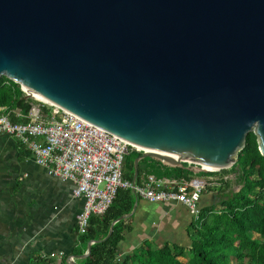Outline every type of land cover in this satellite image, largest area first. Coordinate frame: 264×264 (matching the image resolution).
<instances>
[{
  "label": "water",
  "instance_id": "95a60500",
  "mask_svg": "<svg viewBox=\"0 0 264 264\" xmlns=\"http://www.w3.org/2000/svg\"><path fill=\"white\" fill-rule=\"evenodd\" d=\"M2 77L140 149L134 178L229 169L251 132L264 157V0H0Z\"/></svg>",
  "mask_w": 264,
  "mask_h": 264
},
{
  "label": "crops",
  "instance_id": "0c3cea01",
  "mask_svg": "<svg viewBox=\"0 0 264 264\" xmlns=\"http://www.w3.org/2000/svg\"><path fill=\"white\" fill-rule=\"evenodd\" d=\"M32 108L40 119L50 115V110L37 101ZM140 161L135 178L133 170L135 186L145 183L147 176L152 175L149 171H157ZM187 172L190 181H169L202 184L201 209L215 206L218 193L214 189L219 187L221 179L228 184L234 181L233 175L218 171ZM73 190L72 182L50 176L45 168L38 166L17 139L0 135V264H35L37 259L55 264L65 260L70 264L75 255L87 250L88 244L80 241L77 230V216L84 202L74 197ZM131 195V211L121 220L128 229L118 244V260L143 243L159 248L190 247L194 218L185 206L174 201L150 202L132 190Z\"/></svg>",
  "mask_w": 264,
  "mask_h": 264
},
{
  "label": "trees",
  "instance_id": "16d2710c",
  "mask_svg": "<svg viewBox=\"0 0 264 264\" xmlns=\"http://www.w3.org/2000/svg\"><path fill=\"white\" fill-rule=\"evenodd\" d=\"M36 103L25 99L21 87L5 77L0 78V117L6 115L12 123H27ZM47 115V113H45ZM139 152L129 148L123 159V177L132 181L133 162ZM149 163L157 171L148 173L155 178L170 181H190V173L180 168H169L160 162L144 158L140 164ZM233 175L231 188L223 179L214 190L217 203L200 210L199 219L191 226L190 247L177 245L155 247L143 243L137 250L118 260V244L128 229L122 221L117 222L108 240L92 245L90 254L79 264H264V157L258 150L256 137L247 135L245 147L238 154L236 163L229 169L218 171ZM203 175V174H202ZM131 190H121L104 215H91L86 234L80 241L103 239L111 223L131 211ZM35 264H48L37 259ZM61 264H67L65 260Z\"/></svg>",
  "mask_w": 264,
  "mask_h": 264
},
{
  "label": "built area",
  "instance_id": "2783aa9c",
  "mask_svg": "<svg viewBox=\"0 0 264 264\" xmlns=\"http://www.w3.org/2000/svg\"><path fill=\"white\" fill-rule=\"evenodd\" d=\"M21 91L25 95L22 87ZM34 100L50 110L47 119H40L34 108L27 123H12L2 115L0 135L17 139L50 176L73 183L74 197L84 202L77 216L80 235L86 234L90 216L104 215L121 190L134 189L137 196L150 202L180 203L195 221L199 219L202 184L197 181L177 184L149 175L142 186L133 187L123 177L124 149L136 152L140 149L47 101Z\"/></svg>",
  "mask_w": 264,
  "mask_h": 264
},
{
  "label": "rangeland",
  "instance_id": "374dc122",
  "mask_svg": "<svg viewBox=\"0 0 264 264\" xmlns=\"http://www.w3.org/2000/svg\"><path fill=\"white\" fill-rule=\"evenodd\" d=\"M233 178H234V176H233ZM230 185H231L230 187L233 188L235 191H239L241 188L240 186L234 185L233 182ZM242 264H247V260H245Z\"/></svg>",
  "mask_w": 264,
  "mask_h": 264
},
{
  "label": "bare ground",
  "instance_id": "6f19581e",
  "mask_svg": "<svg viewBox=\"0 0 264 264\" xmlns=\"http://www.w3.org/2000/svg\"><path fill=\"white\" fill-rule=\"evenodd\" d=\"M37 99H39V100H44V99H42V98H40V97H38L37 95H34ZM45 101V100H44Z\"/></svg>",
  "mask_w": 264,
  "mask_h": 264
}]
</instances>
